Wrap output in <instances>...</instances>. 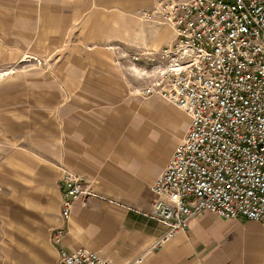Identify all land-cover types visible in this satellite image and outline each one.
I'll list each match as a JSON object with an SVG mask.
<instances>
[{"label": "crops", "instance_id": "0c3cea01", "mask_svg": "<svg viewBox=\"0 0 264 264\" xmlns=\"http://www.w3.org/2000/svg\"><path fill=\"white\" fill-rule=\"evenodd\" d=\"M163 1L0 0V69L27 53L54 60L0 82V264H56L80 247L111 264H264V224L208 211L154 247L167 227L150 216L153 185L190 126L163 97L137 92L153 78L146 52L175 40L138 14ZM63 168L96 193L66 221Z\"/></svg>", "mask_w": 264, "mask_h": 264}, {"label": "built area", "instance_id": "2783aa9c", "mask_svg": "<svg viewBox=\"0 0 264 264\" xmlns=\"http://www.w3.org/2000/svg\"><path fill=\"white\" fill-rule=\"evenodd\" d=\"M138 14L172 27L176 36L146 52L153 78L137 92L161 96L190 118L153 185L150 216L167 227L154 247L187 232L206 211L264 224V0H168ZM61 183L66 221L81 196L96 193L84 175L67 168ZM64 229H55V242ZM56 264L111 263L80 247L60 250Z\"/></svg>", "mask_w": 264, "mask_h": 264}, {"label": "rangeland", "instance_id": "374dc122", "mask_svg": "<svg viewBox=\"0 0 264 264\" xmlns=\"http://www.w3.org/2000/svg\"><path fill=\"white\" fill-rule=\"evenodd\" d=\"M54 60L52 59V57L50 58L49 56H40V55H36V54H31V53H27L24 54L23 56H21V58L19 59V61L15 64L14 68L11 67L9 69H0V82H3L7 76L13 74L14 72H17L18 70L20 71H25V70H38L41 69L43 67L46 66V68L51 65V62H53ZM46 68H44V70L50 72L51 70H47ZM144 80V79H143ZM170 105L169 107H173L175 110L180 111V112H184L181 109L176 108L175 106H173L170 102H168ZM157 119V118H155ZM180 119V124H183V118L179 116ZM187 117H186V123H187ZM147 123L145 118L142 121V124L145 126ZM156 125L158 127L161 126V121L158 119L156 120ZM161 128V127H160ZM156 136H160L159 140L162 138V134L161 131L159 129H156L155 132ZM172 140V139H171ZM167 141L165 142V146L168 147L169 143L171 142ZM242 246H245L244 243H242Z\"/></svg>", "mask_w": 264, "mask_h": 264}]
</instances>
